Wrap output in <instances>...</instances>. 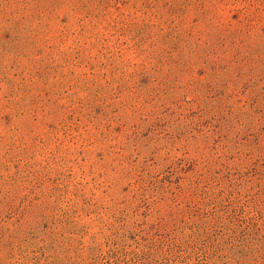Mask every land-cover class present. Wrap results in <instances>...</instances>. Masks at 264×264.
I'll return each instance as SVG.
<instances>
[{"label":"rangeland","instance_id":"obj_1","mask_svg":"<svg viewBox=\"0 0 264 264\" xmlns=\"http://www.w3.org/2000/svg\"><path fill=\"white\" fill-rule=\"evenodd\" d=\"M0 264H264V0H0Z\"/></svg>","mask_w":264,"mask_h":264}]
</instances>
